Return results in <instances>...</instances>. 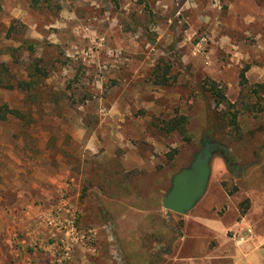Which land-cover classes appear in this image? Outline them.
<instances>
[{"label":"rangeland","instance_id":"rangeland-1","mask_svg":"<svg viewBox=\"0 0 264 264\" xmlns=\"http://www.w3.org/2000/svg\"><path fill=\"white\" fill-rule=\"evenodd\" d=\"M36 67L30 91L0 88V109L26 115L0 121V264H162L216 245L190 240L201 217L237 224L235 247L264 230V0H0L3 83ZM179 116L190 140L162 128ZM205 141L233 165L214 156L196 207L165 211Z\"/></svg>","mask_w":264,"mask_h":264},{"label":"crops","instance_id":"crops-1","mask_svg":"<svg viewBox=\"0 0 264 264\" xmlns=\"http://www.w3.org/2000/svg\"><path fill=\"white\" fill-rule=\"evenodd\" d=\"M250 197L253 201L252 210L254 214H258L259 199L255 193ZM262 197L264 199V194ZM253 221L256 222V218ZM236 225L220 218H198L195 223L196 233L190 240L211 238L216 245L195 248L181 245L174 248L173 254L162 264H264V230L261 229L260 223L256 226L254 238L252 237L247 245L235 247L229 241L231 239L228 238V232L234 230ZM186 238L187 236L183 240Z\"/></svg>","mask_w":264,"mask_h":264},{"label":"water","instance_id":"water-1","mask_svg":"<svg viewBox=\"0 0 264 264\" xmlns=\"http://www.w3.org/2000/svg\"><path fill=\"white\" fill-rule=\"evenodd\" d=\"M217 154L224 157L229 167L233 165L230 149L226 145L205 141L191 165L173 176L170 189L163 199L165 211L185 216L196 207L207 191L212 160Z\"/></svg>","mask_w":264,"mask_h":264},{"label":"trees","instance_id":"trees-1","mask_svg":"<svg viewBox=\"0 0 264 264\" xmlns=\"http://www.w3.org/2000/svg\"><path fill=\"white\" fill-rule=\"evenodd\" d=\"M12 50L13 52L16 51V49H12ZM35 70L36 71L30 74L29 76L31 82L17 81V83H10V82L3 83L0 77V88H4V89L19 88L20 90H23V91H30L33 84H39L42 81V76L45 77L47 75V73L42 71V69L39 67H36ZM246 84H247V80L245 78V75L242 74V85L245 86ZM209 91L211 92L213 98L218 103V105H224L225 107H228V108L233 107V105L228 101L224 92L219 88L218 85L214 83L211 84ZM231 109L229 111H225L224 117H223L224 121L226 122L229 128L233 129L234 131H239L240 127H239V123L237 120L238 119L237 113L233 112ZM8 116H13L14 118L22 120V121L26 120V115H24L23 113H21L20 111L16 109H10L7 105H4L0 109V121L2 122L7 121ZM187 125H188V118L186 116H179L169 121H165L162 128L167 133L176 132V133H179L184 138H187L188 140H190Z\"/></svg>","mask_w":264,"mask_h":264},{"label":"built area","instance_id":"built-area-1","mask_svg":"<svg viewBox=\"0 0 264 264\" xmlns=\"http://www.w3.org/2000/svg\"><path fill=\"white\" fill-rule=\"evenodd\" d=\"M252 237H254V230L251 227L243 226L240 232L233 236V241L237 246H242Z\"/></svg>","mask_w":264,"mask_h":264}]
</instances>
